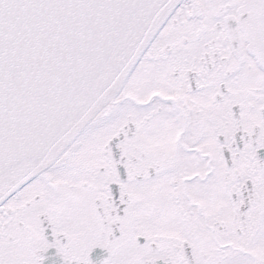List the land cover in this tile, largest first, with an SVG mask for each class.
I'll return each mask as SVG.
<instances>
[{"label":"snow or ice","instance_id":"obj_1","mask_svg":"<svg viewBox=\"0 0 264 264\" xmlns=\"http://www.w3.org/2000/svg\"><path fill=\"white\" fill-rule=\"evenodd\" d=\"M0 264H264V0H0Z\"/></svg>","mask_w":264,"mask_h":264}]
</instances>
